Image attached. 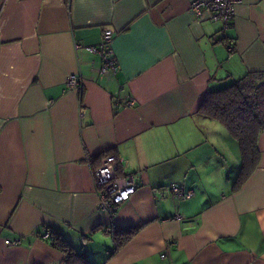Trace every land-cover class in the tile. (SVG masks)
Masks as SVG:
<instances>
[{
	"label": "crops",
	"instance_id": "obj_1",
	"mask_svg": "<svg viewBox=\"0 0 264 264\" xmlns=\"http://www.w3.org/2000/svg\"><path fill=\"white\" fill-rule=\"evenodd\" d=\"M190 2L0 6V264H62L47 229L91 264H264V133L234 190L238 144L200 111L209 92L264 74V0H241L227 28ZM105 30L118 71L101 75L87 48ZM107 155L137 186L115 216L92 176ZM131 227L117 247L114 231Z\"/></svg>",
	"mask_w": 264,
	"mask_h": 264
},
{
	"label": "trees",
	"instance_id": "obj_2",
	"mask_svg": "<svg viewBox=\"0 0 264 264\" xmlns=\"http://www.w3.org/2000/svg\"><path fill=\"white\" fill-rule=\"evenodd\" d=\"M200 111L206 118L225 127L238 144L241 168L234 183L236 190L253 174L260 161L258 139L264 133V74L250 73L220 90L209 92ZM137 231V227L115 230L117 247L130 240ZM48 240L63 254L62 264H91L65 240L53 234Z\"/></svg>",
	"mask_w": 264,
	"mask_h": 264
},
{
	"label": "built area",
	"instance_id": "obj_3",
	"mask_svg": "<svg viewBox=\"0 0 264 264\" xmlns=\"http://www.w3.org/2000/svg\"><path fill=\"white\" fill-rule=\"evenodd\" d=\"M241 0H191L190 9L195 14L201 10L209 12L211 19L227 28L235 15L237 5ZM112 32L105 30L102 33L100 43L95 47H88L90 53H97L101 57L99 73H116L118 66L115 64L111 51ZM80 86L76 75H70L66 82L67 90L78 89ZM128 106H134V102L127 103ZM122 158L113 155L104 156L100 164L93 168L92 176L98 195V208L102 212L115 216L117 208L127 202L136 192L137 186L132 174L119 173L122 167ZM170 191L178 198H190L194 195L191 191H182L177 185H172ZM181 215H175L176 221L181 220ZM51 230H45L42 239H48L51 236ZM19 240H5L4 243L9 246H16Z\"/></svg>",
	"mask_w": 264,
	"mask_h": 264
},
{
	"label": "rangeland",
	"instance_id": "obj_4",
	"mask_svg": "<svg viewBox=\"0 0 264 264\" xmlns=\"http://www.w3.org/2000/svg\"><path fill=\"white\" fill-rule=\"evenodd\" d=\"M5 0H0V6L3 4V2H4ZM223 87H225V86H223ZM225 128V127H224Z\"/></svg>",
	"mask_w": 264,
	"mask_h": 264
}]
</instances>
